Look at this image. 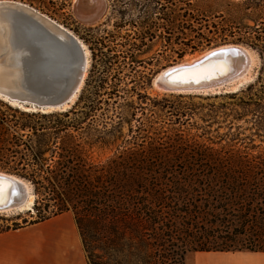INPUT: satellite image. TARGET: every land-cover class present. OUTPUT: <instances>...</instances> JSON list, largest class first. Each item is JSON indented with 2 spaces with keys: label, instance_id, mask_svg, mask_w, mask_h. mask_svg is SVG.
Listing matches in <instances>:
<instances>
[{
  "label": "rangeland",
  "instance_id": "rangeland-1",
  "mask_svg": "<svg viewBox=\"0 0 264 264\" xmlns=\"http://www.w3.org/2000/svg\"><path fill=\"white\" fill-rule=\"evenodd\" d=\"M14 1L73 32L88 47L90 66L76 101L64 112L32 114L0 100V151L35 141L28 136L41 126L63 130L57 146L83 149L85 161L99 167L142 151L159 152L170 163L184 157L192 162L206 156H264V138L251 136L253 116L264 112V0H101L93 9H87L90 0L79 5L77 0ZM88 10L91 23L78 19ZM230 44L258 58L254 79L239 91L179 95L153 86L164 69ZM239 114L243 117L235 119ZM237 127L238 140L226 136L236 134ZM246 137L254 142H244ZM180 143L184 151L178 158L167 147ZM0 172L31 183L35 196L32 211L0 215L1 230L53 217L57 210L47 207L44 190L38 194L29 178L1 158ZM198 253L188 252L185 264H194Z\"/></svg>",
  "mask_w": 264,
  "mask_h": 264
},
{
  "label": "trees",
  "instance_id": "trees-1",
  "mask_svg": "<svg viewBox=\"0 0 264 264\" xmlns=\"http://www.w3.org/2000/svg\"><path fill=\"white\" fill-rule=\"evenodd\" d=\"M251 123L252 138H264V112ZM240 129L226 136L238 140ZM32 131L35 141L5 148L0 158L38 194L44 190L53 217L74 213L88 264H185L191 251L264 252V156L170 163L142 151L99 167L83 149L57 146L63 130ZM181 144L167 149L180 158Z\"/></svg>",
  "mask_w": 264,
  "mask_h": 264
},
{
  "label": "bare ground",
  "instance_id": "bare-ground-1",
  "mask_svg": "<svg viewBox=\"0 0 264 264\" xmlns=\"http://www.w3.org/2000/svg\"><path fill=\"white\" fill-rule=\"evenodd\" d=\"M90 1L91 3H88L87 9H93L101 2V0ZM76 4L79 5L80 0H77ZM26 8H28V10L31 8L36 11V14L32 16L35 19H38V22L43 26L41 29L44 30V37L52 38L66 48H72V38H75V40L79 43L80 54L84 61V72L80 82L63 102L55 106L42 108L45 112L53 110L65 111L74 104L83 87L86 74L90 66L89 49L84 42H82L65 26L52 20L29 5H26ZM87 12L89 13L79 14L78 19L91 23V21L94 20V16L91 15V10H88ZM42 15L60 25L65 32L60 31L58 28H55L53 25H49L44 21L43 23L40 22V17ZM22 45L26 47V42L21 37L19 38L17 31H13L12 29L6 27L5 24L2 26L0 23V99L4 100L12 107L31 111L36 110V106L34 104L30 103V105H27L20 102L25 96V86H30V84H33L34 86H39L40 84L42 86L52 84L51 81L38 77V74L39 72L44 71V68L47 66L46 64L52 62L51 60L53 58L56 59L55 64H57L58 56L57 54L55 55L51 52L52 50L50 47L47 48L45 46L44 48H46V53H44V58L39 56L37 58L30 59V61L28 60L27 63L24 60L22 61V58L20 57L22 53L20 49L23 48ZM223 50H228L229 54L226 56H220L218 59L212 56L213 53ZM210 56H212L213 59L204 62V60ZM257 61V55L252 50L244 46L234 44L223 45L209 49L200 54H195L177 64L175 68H172L171 66L164 69L155 76L153 86L161 92H175L176 94H210L221 92L222 90H226L227 92H237L254 79L255 75L253 73V68L257 65ZM31 65L35 67L34 70L36 69V71H30L32 74L30 73L31 75L28 74L27 76V69ZM34 72L35 74L33 75ZM71 79L74 80V78ZM0 179V181H3V191H0V207L6 205L9 200L13 201L15 199V195H17V191H22L24 194L21 203L11 206L5 210H0V215H11L32 210V207L35 204V196L32 186L28 181L18 176L3 172H0ZM13 185L14 188L12 187Z\"/></svg>",
  "mask_w": 264,
  "mask_h": 264
},
{
  "label": "water",
  "instance_id": "water-1",
  "mask_svg": "<svg viewBox=\"0 0 264 264\" xmlns=\"http://www.w3.org/2000/svg\"><path fill=\"white\" fill-rule=\"evenodd\" d=\"M29 10L33 9L29 8ZM29 10L28 8H26V5L18 3L17 1L0 0V23L2 24V26L3 24H5L6 27L12 29L13 31H17V33L19 34V38L21 37L26 42V47L22 45L23 48L20 49V51L22 52L20 55L22 61L24 60L28 63V60L30 61V59L37 58L39 56L44 58V53H46V48H44L45 46L47 48L50 47V49L52 50L51 52H53L55 55L57 54L58 57L57 64H55L56 59L53 58L51 60L52 62L49 61L50 63L46 64L47 66L44 68V71H41L38 74V77L51 81L52 84H47L44 86H42L41 84L39 86L30 84V86H25V96L23 94L24 98L21 99L20 102H23L27 105H30V103L34 104L36 106V110L26 111L32 114L48 115L54 112H64L62 110L45 112V110L42 108L55 106L63 102L80 82L84 72V61L80 54L79 43L75 40V38H72V48H66L63 45H60L56 40L44 37V30L41 29V27L43 26L38 22V19H35L32 16L36 14V11ZM40 18V22L43 23L44 21L47 24L53 25V27L58 28L60 31L65 32V30L61 28L60 25L56 24L48 17L42 15ZM46 44L49 46H47ZM228 54V50H223L216 52L215 55L212 56L218 59L220 56H226ZM212 56L206 58L204 62L213 59ZM176 66L177 64L173 65L172 68H175ZM34 68L35 67L33 65L28 67L27 76L28 74H32L30 71L34 70ZM34 71H36V69ZM34 74L35 72L33 73V75ZM71 78H74V80ZM172 94L176 93L172 92ZM12 187L14 188V185ZM23 197V192L17 191L15 199L13 201L9 200L6 205L0 207V210H5L11 206L21 203Z\"/></svg>",
  "mask_w": 264,
  "mask_h": 264
},
{
  "label": "crops",
  "instance_id": "crops-1",
  "mask_svg": "<svg viewBox=\"0 0 264 264\" xmlns=\"http://www.w3.org/2000/svg\"><path fill=\"white\" fill-rule=\"evenodd\" d=\"M0 264H88L74 215L0 233ZM194 264H264V252H201Z\"/></svg>",
  "mask_w": 264,
  "mask_h": 264
},
{
  "label": "snow or ice",
  "instance_id": "snow-or-ice-1",
  "mask_svg": "<svg viewBox=\"0 0 264 264\" xmlns=\"http://www.w3.org/2000/svg\"><path fill=\"white\" fill-rule=\"evenodd\" d=\"M213 55H215V53H213ZM223 70V69H221ZM0 191H3V181H0Z\"/></svg>",
  "mask_w": 264,
  "mask_h": 264
}]
</instances>
